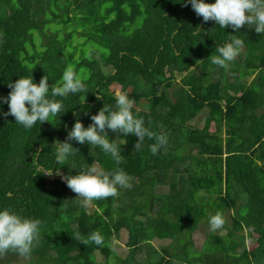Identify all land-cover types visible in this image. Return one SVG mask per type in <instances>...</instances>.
<instances>
[{
  "label": "trees",
  "instance_id": "16d2710c",
  "mask_svg": "<svg viewBox=\"0 0 264 264\" xmlns=\"http://www.w3.org/2000/svg\"><path fill=\"white\" fill-rule=\"evenodd\" d=\"M253 28L205 23L184 0H0V97L8 96L9 83L28 76L38 84L46 75L51 91L69 65L88 89L56 97L61 112L31 129L0 115V210L43 222L26 264H124L110 247L124 228L132 264H264V34ZM232 35L244 41V51L225 70L210 56ZM108 70L123 80L121 91L135 102L133 114L167 134V146L152 155L148 146L155 141L146 138L135 151L134 134L109 131L110 142L127 141L121 145L124 163L75 141L78 153L57 163L54 142H63L77 119L87 128L104 105L115 110ZM229 75L240 80L238 95H231ZM141 100L148 109H138ZM8 110L0 102V113ZM203 111L202 127L189 124ZM212 124L220 131H210ZM195 159L203 176L189 177L186 168ZM93 162L106 171L123 168L133 187L93 201L89 209L60 176L52 182L45 176L50 169L76 175ZM147 165L155 171L144 178ZM201 192L208 197L197 202ZM217 211L227 215L226 232L209 230L201 251L194 250L192 234L199 225L210 227ZM96 230L104 237L101 247L75 239L76 232L87 238ZM251 233L257 240L248 250ZM142 238L170 242L158 251Z\"/></svg>",
  "mask_w": 264,
  "mask_h": 264
},
{
  "label": "clouds",
  "instance_id": "9594fccd",
  "mask_svg": "<svg viewBox=\"0 0 264 264\" xmlns=\"http://www.w3.org/2000/svg\"><path fill=\"white\" fill-rule=\"evenodd\" d=\"M188 4L205 23L213 21L221 28L230 27L233 31L252 25L257 34H264V0H215L214 3H205L204 0H184V6ZM229 39L230 42L217 48L218 55L210 56L213 65L225 70L229 69L244 48L242 39L235 35L229 36ZM48 81L45 75L38 84L33 82L32 76L20 77L14 83H9L8 87L11 91L8 96L0 97V102L7 103L9 110L0 115L5 118L12 116L17 124L25 129H31L37 122L41 125L61 112L64 105L62 101L55 99L56 97L65 98L69 94L88 91L84 79L71 65L63 71L61 84L51 85V91ZM49 93L52 98H49ZM97 98L99 99V96ZM134 103L128 98L127 92L120 91L115 94V110L111 106L104 105L97 114L90 117L92 123L87 128L77 119L65 141L54 142L57 163H63L69 156L78 153L79 150L73 147L71 141L81 145L99 146L110 155L116 165L124 163L121 145L126 144L127 141L121 139L119 145L115 140L110 142L109 131L125 136L134 134L137 137L135 151L142 150L146 138L154 140L155 142L148 148L152 155H157L167 146L168 136L163 132L158 134L146 127L144 119L137 118L133 114ZM44 171L45 176L59 175L85 208L91 206L93 201L117 197L120 189L130 190L133 187L134 178L123 168L106 171L95 162L76 175H62L51 169ZM225 223L223 213L217 211L209 219L210 231L222 230ZM42 224L39 219L24 218L11 209L0 210V257L12 252L22 258H29L34 248L39 245ZM74 236L85 246L94 243L97 247H101L104 244V237L99 230L91 232L87 238L79 232Z\"/></svg>",
  "mask_w": 264,
  "mask_h": 264
},
{
  "label": "rangeland",
  "instance_id": "374dc122",
  "mask_svg": "<svg viewBox=\"0 0 264 264\" xmlns=\"http://www.w3.org/2000/svg\"><path fill=\"white\" fill-rule=\"evenodd\" d=\"M73 45H74V42H73ZM79 55H80V51H79V49H77L75 51V56L76 57H79ZM87 55H88V52H87ZM237 59H240V57L238 56ZM236 61L237 60H235L232 63H236ZM107 75H108V81L110 83V87L114 91V94H116L117 92H120L121 91V85L123 83V80L121 78H116L114 76L113 70H110L107 73ZM253 78H254V76H251L249 78H246V81L247 82H250L251 80H253ZM228 79H229V83L231 85H233V88H234V92H231V95H238L239 94V84H240V80H238V77H232L230 75L228 76ZM176 82H177L176 84H180L181 81L178 78V79H176ZM137 107H138L139 110H146V109H148V103L145 100H141L139 102V105H137ZM206 115H207L206 114V111H203L194 120L190 121L189 124L196 125V127H198V128L202 127ZM210 131H217V132H219L220 129L218 127H215L212 124L211 127H210ZM67 134L65 135L64 141H65V139L67 137ZM223 136H224V134L222 132V137ZM198 159L201 160V158H198ZM199 160H197V159H195V161L191 160L190 161L191 164L189 162V165L186 168V171H187L189 177H192L194 175H197V176H200L201 175V176H203V174H202L203 171L201 170V167L196 162V161H199ZM183 169H185V168H183ZM154 171H155V169L151 165H147L145 167V169H144L143 177L144 178H149L150 176H152V174H153ZM59 172L61 173V170H59L57 173H59ZM58 176L59 175H54V176H51V177H48V178L52 182V180H55L56 178H58ZM206 197H208V195H205L202 192L195 194V199H196L197 202H200L201 200H203ZM92 207H93L92 205L89 206V209H91ZM224 216H227V215L224 214ZM135 219L139 221L141 218H139V216H137V217H135ZM131 226H134V225L132 224ZM135 226L136 227H139L140 225H135ZM128 230L129 229H126V228L122 229L120 231V233L118 234V236H113L111 238V242H110L111 249L114 251V253L116 255H118L119 257H121L123 259L124 264H132L131 263L132 253L130 252V249L126 245V243L128 241ZM209 230H210V227L202 224V225H199L198 228L194 231V233L191 236V241H192V245H194L193 246L194 250L201 251V249H202V243L204 242V240L206 238V233ZM225 232L226 231H225V228H224V230H222L220 233L221 234H224ZM142 240H144L142 242L143 245H146L147 242H149L150 245H151V247L154 248V249H156V250H158V251H160L163 247L167 246L169 244V242H170L169 239H167V240H158V239L150 238L148 241H146L147 238H142ZM256 240H257V235L254 234V233H251V235L249 236V238L246 239V248L248 250H252L255 247V245H256ZM147 252H148V249L145 248L144 250H142L141 253L137 254L136 256H138L137 258L140 259L143 256H145ZM1 258L4 259V260L9 259V260L12 261L11 263H5V264H26V262L28 260V258L27 259L22 258V257L15 258L14 256H4V257H1ZM98 260H101V257L100 256H98ZM1 263H2V260H0V264Z\"/></svg>",
  "mask_w": 264,
  "mask_h": 264
}]
</instances>
